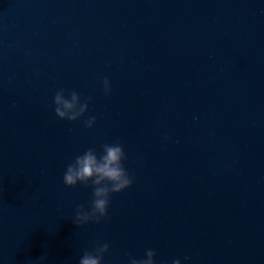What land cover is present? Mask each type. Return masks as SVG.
<instances>
[{
  "label": "clouds",
  "instance_id": "clouds-1",
  "mask_svg": "<svg viewBox=\"0 0 264 264\" xmlns=\"http://www.w3.org/2000/svg\"><path fill=\"white\" fill-rule=\"evenodd\" d=\"M105 95L110 94L111 85L107 77L102 80ZM92 97L82 100L75 91H66L61 88L54 97V113L61 120L74 122L80 120L88 111ZM96 123V117L91 116L84 120L85 128H92ZM166 136L164 140H168ZM127 156L124 147L119 142L101 145V153L98 155L95 147H90L82 154L76 156L69 163L63 174V183L67 187H76L78 184L85 188H92V200L87 209L83 204L75 208L73 222L77 226L87 223H100L108 215L110 198L114 193H120L131 187L134 176L130 175L124 166ZM110 251L108 243H97L92 250H85L78 264H103L104 257ZM156 252L146 249L143 258L131 257L128 264H155ZM187 259V257H185ZM172 264H181L179 259L173 260Z\"/></svg>",
  "mask_w": 264,
  "mask_h": 264
}]
</instances>
